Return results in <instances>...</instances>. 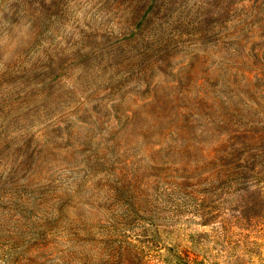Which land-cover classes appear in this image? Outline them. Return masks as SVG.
<instances>
[{"label": "rangeland", "instance_id": "rangeland-1", "mask_svg": "<svg viewBox=\"0 0 264 264\" xmlns=\"http://www.w3.org/2000/svg\"><path fill=\"white\" fill-rule=\"evenodd\" d=\"M0 264H264V0H0Z\"/></svg>", "mask_w": 264, "mask_h": 264}]
</instances>
